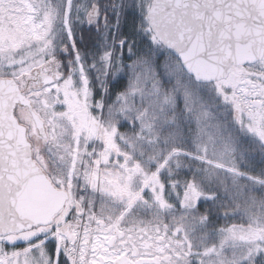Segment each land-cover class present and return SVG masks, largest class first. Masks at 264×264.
Listing matches in <instances>:
<instances>
[{"label": "snow or ice", "instance_id": "6c2138e0", "mask_svg": "<svg viewBox=\"0 0 264 264\" xmlns=\"http://www.w3.org/2000/svg\"><path fill=\"white\" fill-rule=\"evenodd\" d=\"M0 264H264V0H0Z\"/></svg>", "mask_w": 264, "mask_h": 264}]
</instances>
